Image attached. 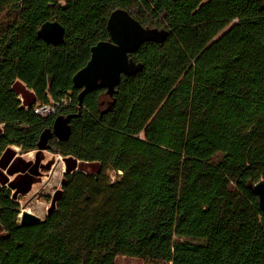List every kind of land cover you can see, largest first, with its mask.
<instances>
[{
	"label": "trees",
	"instance_id": "trees-1",
	"mask_svg": "<svg viewBox=\"0 0 264 264\" xmlns=\"http://www.w3.org/2000/svg\"><path fill=\"white\" fill-rule=\"evenodd\" d=\"M116 9L170 35L131 54L142 71L79 107L73 77L110 39ZM55 20L59 45L39 36ZM52 102L56 113H35ZM61 116L66 138L54 132ZM48 129L62 186L43 219L22 224L19 196L40 181ZM261 179L264 0H0V264H264L249 186Z\"/></svg>",
	"mask_w": 264,
	"mask_h": 264
},
{
	"label": "water",
	"instance_id": "water-1",
	"mask_svg": "<svg viewBox=\"0 0 264 264\" xmlns=\"http://www.w3.org/2000/svg\"><path fill=\"white\" fill-rule=\"evenodd\" d=\"M108 30L111 40L100 41L94 45L90 60L73 77L75 87L81 90L78 94L79 107H83L84 98L89 92L97 88H107L112 93L120 84L122 75L130 76L142 71L143 63L136 62L131 54L146 42L164 43L170 35L167 29L144 26L124 9H116L110 14ZM39 36L49 44L59 45L65 41L66 28L58 20L48 21L41 26ZM69 120L70 117L62 116L56 120L54 132L60 138L69 136ZM51 135L50 129L42 133L40 150H46V143ZM249 186L264 211V179L250 183ZM20 218L22 224L41 220L30 211H23Z\"/></svg>",
	"mask_w": 264,
	"mask_h": 264
},
{
	"label": "rangeland",
	"instance_id": "rangeland-1",
	"mask_svg": "<svg viewBox=\"0 0 264 264\" xmlns=\"http://www.w3.org/2000/svg\"><path fill=\"white\" fill-rule=\"evenodd\" d=\"M64 3V0H62ZM152 24V23H151ZM157 26L158 24H152ZM158 27H161L158 25ZM18 149V148H17ZM19 150V149H18ZM27 160H35V151H29L21 154ZM44 159L40 168L39 182L35 183L31 190L19 196V202L22 211H30L43 219L47 214L52 203V197L55 192L61 188L62 179L66 169V164L62 155L49 150L43 152ZM112 180H116L120 173L109 172ZM116 264H172L167 261H153L144 258L119 256Z\"/></svg>",
	"mask_w": 264,
	"mask_h": 264
},
{
	"label": "built area",
	"instance_id": "built-area-1",
	"mask_svg": "<svg viewBox=\"0 0 264 264\" xmlns=\"http://www.w3.org/2000/svg\"><path fill=\"white\" fill-rule=\"evenodd\" d=\"M63 103L65 105H68L71 102L68 98H66V99H64ZM60 105H61V103H57V102H52L49 104H40V105L35 106L34 111L38 115L48 116V115L56 113V111ZM22 212H21L20 216L22 215Z\"/></svg>",
	"mask_w": 264,
	"mask_h": 264
},
{
	"label": "flooded vegetation",
	"instance_id": "flooded-vegetation-1",
	"mask_svg": "<svg viewBox=\"0 0 264 264\" xmlns=\"http://www.w3.org/2000/svg\"><path fill=\"white\" fill-rule=\"evenodd\" d=\"M153 28H158V29H163V27H156V26H153ZM164 29H166V28H164ZM168 30V29H167ZM109 31V30H108ZM170 32V31H169ZM109 40H111V35H110V39ZM150 42V41H149ZM156 43V42H155Z\"/></svg>",
	"mask_w": 264,
	"mask_h": 264
}]
</instances>
